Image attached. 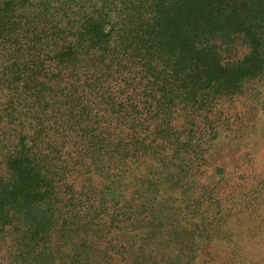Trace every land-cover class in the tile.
I'll list each match as a JSON object with an SVG mask.
<instances>
[{
  "label": "trees",
  "instance_id": "trees-1",
  "mask_svg": "<svg viewBox=\"0 0 264 264\" xmlns=\"http://www.w3.org/2000/svg\"><path fill=\"white\" fill-rule=\"evenodd\" d=\"M257 85L264 0H0V264H264L212 159Z\"/></svg>",
  "mask_w": 264,
  "mask_h": 264
},
{
  "label": "rangeland",
  "instance_id": "rangeland-1",
  "mask_svg": "<svg viewBox=\"0 0 264 264\" xmlns=\"http://www.w3.org/2000/svg\"><path fill=\"white\" fill-rule=\"evenodd\" d=\"M253 89L256 90H251L247 99L241 98L238 101L224 104L222 109L225 113H236L240 121L231 128L236 129L235 132L222 133L223 138L212 153L213 161L220 164L221 160H224L225 171L230 174V178L241 179L239 191L244 187L257 190V187L259 189L264 187V88L257 85ZM244 192L241 191L240 194L242 195ZM257 196L262 197L264 194ZM262 207L264 208V205ZM247 208H249L247 212L246 208L242 209L245 215L243 220L245 223L251 224L253 215L250 218L247 215L253 211L255 203H250ZM262 217L264 219L263 215ZM78 243L77 239H73L67 243L65 251L72 253Z\"/></svg>",
  "mask_w": 264,
  "mask_h": 264
}]
</instances>
